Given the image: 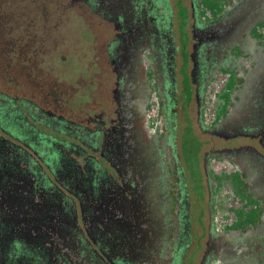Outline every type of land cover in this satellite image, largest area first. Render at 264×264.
<instances>
[{
    "label": "flooded vegetation",
    "instance_id": "flooded-vegetation-1",
    "mask_svg": "<svg viewBox=\"0 0 264 264\" xmlns=\"http://www.w3.org/2000/svg\"><path fill=\"white\" fill-rule=\"evenodd\" d=\"M247 1L18 7L8 52L0 33V264H264V20L225 30ZM69 14L104 41L66 86L43 62Z\"/></svg>",
    "mask_w": 264,
    "mask_h": 264
},
{
    "label": "rangeland",
    "instance_id": "rangeland-1",
    "mask_svg": "<svg viewBox=\"0 0 264 264\" xmlns=\"http://www.w3.org/2000/svg\"><path fill=\"white\" fill-rule=\"evenodd\" d=\"M100 33L97 27L91 30L89 21L85 18H78L73 14L63 18L58 31L50 38L56 39L53 51L50 46L48 54L44 56L43 67L48 70L50 80L56 81L58 78L66 86L71 85L74 76L78 74V69L82 77L88 79L89 69L92 72L96 71L92 67L97 56L96 48L104 41L100 38ZM198 146L195 139L187 135L186 154L192 169L196 167Z\"/></svg>",
    "mask_w": 264,
    "mask_h": 264
},
{
    "label": "water",
    "instance_id": "water-1",
    "mask_svg": "<svg viewBox=\"0 0 264 264\" xmlns=\"http://www.w3.org/2000/svg\"><path fill=\"white\" fill-rule=\"evenodd\" d=\"M262 20H264V0H249L230 16L225 30L229 36L246 35Z\"/></svg>",
    "mask_w": 264,
    "mask_h": 264
},
{
    "label": "trees",
    "instance_id": "trees-1",
    "mask_svg": "<svg viewBox=\"0 0 264 264\" xmlns=\"http://www.w3.org/2000/svg\"><path fill=\"white\" fill-rule=\"evenodd\" d=\"M23 3H25V0H0V33L7 37L3 40L5 43L2 46L6 52L9 51V44H7L10 41L9 31L15 20L19 19V16L21 18V14L25 11L24 9L19 10L18 8Z\"/></svg>",
    "mask_w": 264,
    "mask_h": 264
}]
</instances>
